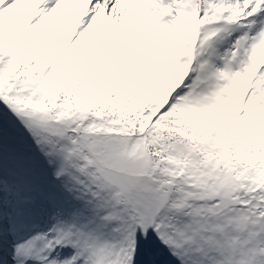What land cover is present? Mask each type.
<instances>
[{
    "label": "snow or ice",
    "instance_id": "snow-or-ice-1",
    "mask_svg": "<svg viewBox=\"0 0 264 264\" xmlns=\"http://www.w3.org/2000/svg\"><path fill=\"white\" fill-rule=\"evenodd\" d=\"M0 264H264V0H0Z\"/></svg>",
    "mask_w": 264,
    "mask_h": 264
}]
</instances>
